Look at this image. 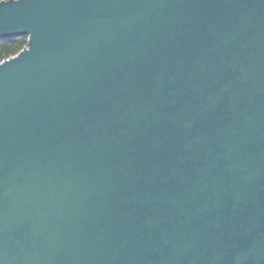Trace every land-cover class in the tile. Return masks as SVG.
Segmentation results:
<instances>
[{
    "label": "water",
    "instance_id": "1",
    "mask_svg": "<svg viewBox=\"0 0 264 264\" xmlns=\"http://www.w3.org/2000/svg\"><path fill=\"white\" fill-rule=\"evenodd\" d=\"M0 264H264V0H2Z\"/></svg>",
    "mask_w": 264,
    "mask_h": 264
},
{
    "label": "trees",
    "instance_id": "2",
    "mask_svg": "<svg viewBox=\"0 0 264 264\" xmlns=\"http://www.w3.org/2000/svg\"><path fill=\"white\" fill-rule=\"evenodd\" d=\"M26 43V35L0 37V61L19 52Z\"/></svg>",
    "mask_w": 264,
    "mask_h": 264
}]
</instances>
